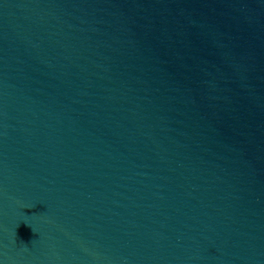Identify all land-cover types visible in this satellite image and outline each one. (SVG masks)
<instances>
[{"label":"water","instance_id":"1","mask_svg":"<svg viewBox=\"0 0 264 264\" xmlns=\"http://www.w3.org/2000/svg\"><path fill=\"white\" fill-rule=\"evenodd\" d=\"M0 264H264V0H0Z\"/></svg>","mask_w":264,"mask_h":264}]
</instances>
